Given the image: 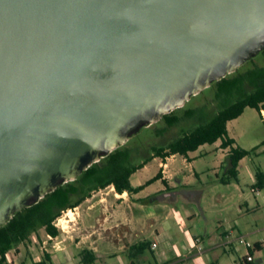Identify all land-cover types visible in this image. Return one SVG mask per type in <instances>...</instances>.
<instances>
[{
  "label": "water",
  "instance_id": "water-1",
  "mask_svg": "<svg viewBox=\"0 0 264 264\" xmlns=\"http://www.w3.org/2000/svg\"><path fill=\"white\" fill-rule=\"evenodd\" d=\"M264 50V0H0V226Z\"/></svg>",
  "mask_w": 264,
  "mask_h": 264
},
{
  "label": "crops",
  "instance_id": "crops-1",
  "mask_svg": "<svg viewBox=\"0 0 264 264\" xmlns=\"http://www.w3.org/2000/svg\"><path fill=\"white\" fill-rule=\"evenodd\" d=\"M228 133L233 137L229 128ZM237 144L236 141L234 146ZM219 145L221 140L213 144L201 145L197 150L190 151L187 157L177 154L165 159L154 157L134 172L130 181L134 187H138L160 172L159 179L132 194L127 191L119 193L110 187L101 199L84 207L89 199L86 197L74 207L75 209L81 207L79 220L77 221L75 216L66 220L72 227L76 226L72 228L76 231L74 235L69 234V230L65 228L67 226H64L63 233H60L62 239L56 241L54 238L58 236L52 238L46 233L48 239H45L38 230L36 240L22 242L11 249L8 262L27 264V260L30 259L36 264L41 262L44 254L47 253L49 260L46 264H85L81 254L86 249L95 257L89 264H95L98 258H102L99 244L101 243L107 248H112L108 256L112 258L117 256L120 264H136V262L130 259L128 263L121 258L119 252L129 253L131 257H138L140 261L149 264L153 262L154 264H221L219 257L208 259L204 253L217 247L226 250L236 249L238 243L236 238L239 235L247 236L254 231L242 233L238 224L230 223L240 215V208L250 209L249 202L245 200L232 203L230 199L229 203L227 202L229 189L239 187L242 179L241 165L246 157L239 161V181L223 183L221 179L226 172V155L229 147L221 148ZM256 151L260 154L262 149ZM211 152L214 156L212 163L208 158ZM179 160L180 164H176ZM152 163H155L154 167H151ZM185 169L189 172L187 173ZM211 174L215 175V179L210 177ZM251 174L256 183V172ZM196 180L202 185L201 187H198L199 184L194 185ZM210 182L212 183L209 184ZM209 189H215L219 194V199L215 198L219 202L214 205L219 208L218 222L214 221L211 215H207L208 206L205 205V208L203 205ZM256 192L258 193V190ZM211 206L213 208L212 204ZM197 217L203 220V224L197 221ZM75 221L77 222L74 223ZM193 222L195 224H191ZM211 223L216 224L213 233L209 230ZM198 237L202 239L204 245L200 255L195 248V239ZM145 243L147 247L144 249H132V246ZM154 243L157 247L153 246ZM254 244H257V250L263 248L261 239H256ZM8 262L5 264H9ZM236 264H243V261Z\"/></svg>",
  "mask_w": 264,
  "mask_h": 264
},
{
  "label": "trees",
  "instance_id": "trees-1",
  "mask_svg": "<svg viewBox=\"0 0 264 264\" xmlns=\"http://www.w3.org/2000/svg\"><path fill=\"white\" fill-rule=\"evenodd\" d=\"M262 54L264 59V50ZM214 84L215 97L209 107L204 104L195 108H187L179 114L176 110L180 107L163 115L164 127L157 128V134H163L178 126L185 128L184 124L188 127L181 130L180 135L165 145H150V155L143 157L139 163L136 160L141 157L140 146L131 147L126 142L101 158L100 161L93 163L75 180L59 185L38 202L16 212L13 218L0 226V264L7 262V251L26 242L31 233L37 232L40 228H44L52 237L58 236L59 230L54 225V220L63 210L80 204L91 192L111 185L119 193L127 191L132 194L159 179L160 172L138 187H134L130 181L131 175L154 157L165 159L174 154L187 157L190 151L197 150L201 145L213 144L221 140L222 148L229 147L226 155V172L221 181L223 183L238 182L239 161L264 145V140L252 149H245L238 144L234 146L236 140L229 136L227 123L239 117L246 107L258 110L263 119L264 63L259 65L252 60L251 66L236 70ZM191 121L198 123L191 125ZM254 187L257 189L264 187V172L256 171ZM255 245L257 247V244ZM146 247L145 243L132 246V249L139 250ZM81 255L85 264L95 259L94 255L86 249ZM47 260H49V255L45 253L44 259L36 264H46ZM243 264L255 263L243 258Z\"/></svg>",
  "mask_w": 264,
  "mask_h": 264
},
{
  "label": "rangeland",
  "instance_id": "rangeland-1",
  "mask_svg": "<svg viewBox=\"0 0 264 264\" xmlns=\"http://www.w3.org/2000/svg\"><path fill=\"white\" fill-rule=\"evenodd\" d=\"M252 60L256 62V64L263 65L264 59L262 52H260L258 55L245 62L237 70L240 69L242 70L245 69L246 67L251 66ZM214 97H215V84L212 83L211 86L205 88L200 93L193 95L188 101H186L183 107L177 109L176 111L179 114H182L183 111L187 108H195L198 106H202L204 104L208 105L209 107L212 104ZM262 114H263V110H262ZM263 120H264V114L262 119L258 110L252 107H246L244 112L239 117L231 120L228 123L229 132L236 139L237 143L241 147L245 149H252L257 145H260L261 142L264 140ZM197 123L198 122L191 121V125ZM184 125L185 128L188 127V125L186 124ZM162 127H164V121L161 119L158 122L153 123L151 125L143 126L137 133H134L132 136H130L129 140L127 141L128 145L131 147L140 146L141 148L140 149L141 157H139L136 160V162L139 163L143 157L150 155L151 153L150 145L152 144L165 145L169 141L173 140L178 135H180L181 130L185 129L182 128V126H178L171 128L169 131L163 134H157L156 129ZM219 147H221V145H219ZM258 149L260 150L262 149V152L260 154H258L257 151H255L251 155L246 156V159L242 162L241 182L239 184V187H231V189H229L227 202L229 203V199L232 203H237L238 201L244 202L245 200L249 202L250 209L247 208L248 209L247 210L246 208L245 209L237 208L239 209L240 215L237 216L234 220L232 219L230 223L232 225L238 224L239 228L242 229L241 230L242 233L246 231H254L252 234H248L246 236V239L249 240L250 242L254 243L256 239L263 240V248H261V250L252 248L251 253L254 259L253 260L254 263L264 264V187L261 189H257V188L255 189V187L253 186L255 185V178L251 174L252 172H256L257 170L264 172V145H261ZM213 157H214L213 153L211 152L208 157L211 160L210 163H212ZM176 164H180V160L177 161ZM154 166L155 163H152L151 167ZM186 172L188 173L189 171L186 170ZM220 173H222V170L220 171ZM210 177H213L215 179L214 174H211ZM211 183L212 182H210L209 184ZM198 184L199 183L196 180L194 182V185H198ZM201 186H202L201 184L198 185V187ZM110 187L114 188L113 186L110 185L105 188H102L101 190L99 189L91 192V194L87 196L89 197V199L85 203L84 207L90 205L96 200L101 199L102 196L110 190ZM256 190H258V193L256 192ZM218 196L219 194L215 189H211V190L209 189L206 198L203 201L204 207L206 208V206H208V208H206L207 215H211L214 218V221L216 222H218L217 219H219V215H218L219 208L214 207V205L219 202L216 201L215 199V198L219 199ZM211 204L213 205V208ZM71 210L73 211L74 216L75 218H77L78 221L80 218V212L82 211L81 207L77 209H74L73 207L71 208ZM69 211L70 208L65 210V212H61L59 217H57L54 220V224L56 223L55 226L59 230L58 237L57 238L52 237L56 241L62 239L60 233H63L62 227H64L65 225L67 226L65 227L66 230H69L68 232H70L69 234L72 233L74 235V232H76L74 229H72V228H76V226L72 227L70 223L66 221L67 219H69V217L71 218V216L69 215ZM77 221H75L74 223H76ZM197 221L203 224V220L201 218L197 217ZM191 224H195V222ZM215 225H216L215 223H211L209 225V230L211 231V233L215 232ZM226 227L229 226L227 225ZM40 229H39L40 234L44 235L45 239H48V236L46 235L47 233L46 230L44 228H40ZM31 237L36 240V232H32L27 241L31 240ZM99 244H100V249L102 251V258H98L95 264H120L117 256L115 258L108 256V253L111 251L112 248H107L106 245L101 243ZM49 247L52 248V246ZM225 250L226 249L222 247H217L216 249L204 253L205 254L204 256L208 259L219 257L221 264H236V262L243 261V257L247 254V248L240 243H237L236 249H232V250L227 249L226 251ZM119 254L122 256L121 258L124 259L125 261H128V263L130 259H133L135 260L136 264H149L146 261H140L138 257H131L129 253L124 254L119 252ZM27 264H33V263L30 259H28Z\"/></svg>",
  "mask_w": 264,
  "mask_h": 264
},
{
  "label": "built area",
  "instance_id": "built-area-1",
  "mask_svg": "<svg viewBox=\"0 0 264 264\" xmlns=\"http://www.w3.org/2000/svg\"><path fill=\"white\" fill-rule=\"evenodd\" d=\"M70 210H71V208H70ZM62 212H65V210H63ZM54 225H56V223ZM31 239L34 240L32 237H31ZM236 241L238 243L244 245L247 248V254L244 256V258L247 261H251L252 262L253 261V256H252V253H251V249L252 248H256V245L254 243L250 242L249 240H247L245 235H239L236 238ZM153 246L157 247L156 243H154ZM195 248H196V252L199 255L202 254V252L204 250V245H203L202 239L200 237L195 239ZM10 251H11V249L6 252L7 262H8V258H9V255H10ZM8 263L10 264V261ZM11 264H14V263H11Z\"/></svg>",
  "mask_w": 264,
  "mask_h": 264
},
{
  "label": "bare ground",
  "instance_id": "bare-ground-1",
  "mask_svg": "<svg viewBox=\"0 0 264 264\" xmlns=\"http://www.w3.org/2000/svg\"><path fill=\"white\" fill-rule=\"evenodd\" d=\"M263 114H264V110H263ZM69 215L71 216V218H74V213L72 210L69 211ZM65 225V224H64ZM66 226V225H65Z\"/></svg>",
  "mask_w": 264,
  "mask_h": 264
}]
</instances>
